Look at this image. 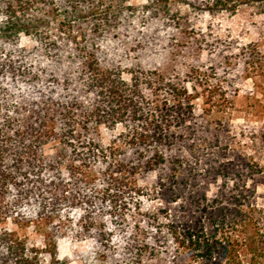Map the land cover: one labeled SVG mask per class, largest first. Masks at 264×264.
I'll use <instances>...</instances> for the list:
<instances>
[{
	"label": "trees",
	"instance_id": "1",
	"mask_svg": "<svg viewBox=\"0 0 264 264\" xmlns=\"http://www.w3.org/2000/svg\"><path fill=\"white\" fill-rule=\"evenodd\" d=\"M250 1L0 0V264H264L236 90L189 41Z\"/></svg>",
	"mask_w": 264,
	"mask_h": 264
},
{
	"label": "rangeland",
	"instance_id": "2",
	"mask_svg": "<svg viewBox=\"0 0 264 264\" xmlns=\"http://www.w3.org/2000/svg\"><path fill=\"white\" fill-rule=\"evenodd\" d=\"M189 26L203 33L189 40L193 48L204 40L201 62L206 67H219L220 79L231 82L236 90L230 125L221 139L223 143L232 139L235 151L251 154L253 167L263 171L256 194L264 205V0L248 2L232 17L211 12L197 17L191 13ZM215 46L218 49L212 52ZM70 246H60V258L71 257Z\"/></svg>",
	"mask_w": 264,
	"mask_h": 264
}]
</instances>
